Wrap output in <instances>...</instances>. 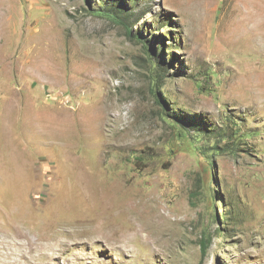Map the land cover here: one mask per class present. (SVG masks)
Masks as SVG:
<instances>
[{"label":"rangeland","instance_id":"374dc122","mask_svg":"<svg viewBox=\"0 0 264 264\" xmlns=\"http://www.w3.org/2000/svg\"><path fill=\"white\" fill-rule=\"evenodd\" d=\"M0 264H264V0H0Z\"/></svg>","mask_w":264,"mask_h":264},{"label":"bare ground","instance_id":"6f19581e","mask_svg":"<svg viewBox=\"0 0 264 264\" xmlns=\"http://www.w3.org/2000/svg\"><path fill=\"white\" fill-rule=\"evenodd\" d=\"M76 168H77V167H76ZM101 225H103L102 222H101ZM103 227H104V225H103ZM78 229H79V228H78ZM73 230H74V231H75V230L77 231V229H73ZM82 230H83V229H82ZM102 230H104V229H101V231H102ZM78 231H79V230H78ZM99 231H100V230H99ZM107 232H108V231H107ZM107 232L105 233L106 235L108 234ZM82 238H83V237H82ZM92 238H94V236H92Z\"/></svg>","mask_w":264,"mask_h":264}]
</instances>
